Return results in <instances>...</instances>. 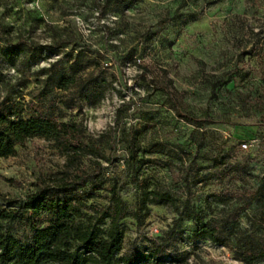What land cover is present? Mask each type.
<instances>
[{
  "label": "rangeland",
  "instance_id": "rangeland-1",
  "mask_svg": "<svg viewBox=\"0 0 264 264\" xmlns=\"http://www.w3.org/2000/svg\"><path fill=\"white\" fill-rule=\"evenodd\" d=\"M94 1L103 0H0V100L19 101L23 117L37 111L80 122L105 155L114 140L113 161L100 160L105 182L85 205H104L105 187L114 182L135 209L144 178L178 207L186 202L201 222L234 219L218 230L217 244L193 238L192 218L170 232L172 208L148 204L139 225L120 220L117 255L170 233L172 264H243L233 251L244 237L264 247V188L243 206L264 179V0H106L102 14ZM74 59L75 82L55 88ZM243 140L250 143L244 150ZM15 151L0 158V195L8 198L21 197L63 162L39 137ZM88 189L86 182L61 196ZM217 192L227 197L218 200Z\"/></svg>",
  "mask_w": 264,
  "mask_h": 264
},
{
  "label": "trees",
  "instance_id": "trees-1",
  "mask_svg": "<svg viewBox=\"0 0 264 264\" xmlns=\"http://www.w3.org/2000/svg\"><path fill=\"white\" fill-rule=\"evenodd\" d=\"M93 4L98 14H102L107 1H94ZM130 4L127 1L123 7L128 8ZM3 42L11 46L10 48L15 47L9 41ZM59 44L57 43L58 46ZM75 62L76 59L69 64L67 73L57 77L55 88L65 90L75 82V73L79 68ZM234 71L235 68H232L230 72ZM142 78L153 89H159L166 97L171 98L169 91L153 84L146 74ZM39 95L43 96L45 92L40 91ZM21 110L20 102L14 101L12 97H3L0 100V158L15 155L16 146L33 137H39L52 142L53 147L62 155L63 162L61 168L51 175L35 178L30 183V189L21 197L8 198L0 195V199L5 202L0 205V264H172L170 233L160 241L149 240L144 245L131 244L125 253L117 255L123 240L120 220L131 217L139 225L149 213L148 204L172 208L177 217L170 232H173L182 217L192 218L193 238L222 243L216 234L219 229L231 224L234 220L230 219L232 217L225 218L220 223L201 222L186 207V202L178 207L173 195L156 187L149 189V183L144 178L137 181L140 196L135 209H130L120 197L114 182L105 187L107 195L104 205H85L86 199L94 196L95 191L105 182L101 176L100 160L107 163L113 161L112 153L116 149L114 140L108 138L109 151L105 155L99 139L89 135L80 122L62 121L53 116H43L37 111L23 117ZM191 120L203 123L199 119ZM126 149L132 154L130 145L127 144ZM86 182L89 183L88 190L79 191L73 197L61 196L76 188H83ZM262 182L263 185H259L243 203L244 207L255 196L262 195L264 179ZM82 194L85 200L81 199ZM213 196L222 201L227 194L217 192ZM260 220L264 226V213L260 214ZM243 241L233 251L235 260L243 264L264 260V247L250 246V239L247 237Z\"/></svg>",
  "mask_w": 264,
  "mask_h": 264
},
{
  "label": "built area",
  "instance_id": "built-area-1",
  "mask_svg": "<svg viewBox=\"0 0 264 264\" xmlns=\"http://www.w3.org/2000/svg\"><path fill=\"white\" fill-rule=\"evenodd\" d=\"M251 140H253V139H251ZM249 145H250V143L248 144L246 141H242V142L239 144V147H240L242 150H244V149H246L247 146H249Z\"/></svg>",
  "mask_w": 264,
  "mask_h": 264
}]
</instances>
